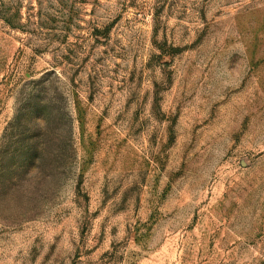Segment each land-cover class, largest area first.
Here are the masks:
<instances>
[{"label": "rangeland", "instance_id": "rangeland-1", "mask_svg": "<svg viewBox=\"0 0 264 264\" xmlns=\"http://www.w3.org/2000/svg\"><path fill=\"white\" fill-rule=\"evenodd\" d=\"M0 264H264V0H0Z\"/></svg>", "mask_w": 264, "mask_h": 264}, {"label": "trees", "instance_id": "trees-1", "mask_svg": "<svg viewBox=\"0 0 264 264\" xmlns=\"http://www.w3.org/2000/svg\"><path fill=\"white\" fill-rule=\"evenodd\" d=\"M28 153H31V157L30 158L32 159L33 158V152L28 151ZM31 159H28V160L31 161Z\"/></svg>", "mask_w": 264, "mask_h": 264}]
</instances>
